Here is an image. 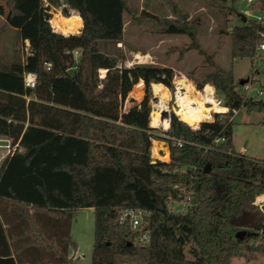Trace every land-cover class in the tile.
<instances>
[{"label":"trees","instance_id":"16d2710c","mask_svg":"<svg viewBox=\"0 0 264 264\" xmlns=\"http://www.w3.org/2000/svg\"><path fill=\"white\" fill-rule=\"evenodd\" d=\"M1 1L7 20L24 15L15 0ZM207 1L226 12L224 1ZM162 2L172 18L136 14L126 0H37L16 30L28 51L21 61L0 67V136L19 139L22 152L0 165V264H38L44 256L39 248L56 256L52 264H73L66 257L74 246L70 215L86 207L93 220L90 264H118L122 258L129 264H228L234 257L264 256V212L254 203L264 196V158L234 150L230 120L232 111L243 107L259 112L264 124V100L246 98L231 69L217 65L199 44L196 21L173 2ZM50 6L65 18L79 16V32H62L48 13ZM124 13L150 34L170 28L182 32L188 43L169 48L166 55L176 51L181 61L194 50L202 56L205 65L188 75L210 69L196 88L209 83L227 110L215 108L222 113L201 121L187 108L185 123L169 112L166 138L153 137L149 86L171 89L173 70L125 66L97 48L98 42H120ZM228 38L231 59H251L256 43H264V24L233 25ZM23 71L35 73L33 88L23 86ZM142 87L141 97L135 89ZM216 137L223 141L213 146ZM178 138L185 141L180 147L174 142ZM152 139L167 144V162L150 163ZM206 164L210 169L204 173ZM173 183L192 192L184 213L169 212L165 204ZM124 207L148 212L142 227L147 243L135 245V232L116 222ZM237 230L245 231L240 239L234 238ZM186 244L190 259L183 252ZM17 253L25 259L15 258Z\"/></svg>","mask_w":264,"mask_h":264},{"label":"rangeland","instance_id":"374dc122","mask_svg":"<svg viewBox=\"0 0 264 264\" xmlns=\"http://www.w3.org/2000/svg\"><path fill=\"white\" fill-rule=\"evenodd\" d=\"M16 1V0H15ZM130 8L136 11V14L143 15L147 18L156 19L159 16H166L172 18L173 14L169 10L167 4H164L162 0H126ZM173 2L181 13L186 14L189 20L196 21V34L197 39L201 47L209 54L213 55L214 62L225 70L231 69L233 80L244 79L245 81H250L251 90L248 95L250 99H261L264 100V50L256 53L255 59L256 63L252 62L253 58L242 57L231 59L229 56V38L228 32L233 25H239L243 22L240 21L238 16V9L245 8L242 0H235L229 2L224 1L227 10L221 13L213 9L207 0H169ZM16 1V6L19 9H24V13H28V8L26 3L19 0ZM37 5V0H33L31 8L34 9ZM4 6V7H3ZM0 3V9L4 8L7 12L6 6ZM59 8L50 6L48 13L53 17V14H57ZM70 11V10H69ZM24 14V15H25ZM2 15V14H0ZM7 15H2V18L6 22L0 21V26L4 25V28L0 32V67H4L13 61H21L28 51L27 45L20 41L17 37L15 30L7 31ZM21 16H16V20H19ZM15 20V21H16ZM188 43L187 37L180 31H175L172 28L168 29L162 33L150 34L144 31L143 27L136 26L130 21V17L127 14H123V34L120 42H98L97 48L117 61H121L125 66H133L136 64H151L147 62L163 63L167 67H171L173 70V75L177 76L184 75L188 78L191 83L195 86L196 83L200 82L206 72L210 69L200 68L197 69L192 75L188 73L194 68L201 67L205 65L202 56H200L196 51L189 50L184 53L182 60L178 61V53L176 51L171 52L166 55V51L171 47H181L182 45ZM76 55V53H74ZM254 56V54H253ZM252 56V57H253ZM159 66V65H158ZM162 66V65H161ZM102 69L97 70V74L101 78L104 74ZM103 72V73H102ZM173 79V77H172ZM181 79H185L181 77ZM187 80V79H186ZM209 84V83H208ZM149 86V104L150 110L151 105L155 104L158 96L154 94L152 88ZM142 97L144 88H136ZM243 95L241 88L238 89ZM254 90L260 91L259 94H255ZM172 95V88L169 89ZM216 97L222 100L221 95L218 91H214ZM159 97V101L166 103L169 100V93L162 94ZM172 99L168 102V109L174 115H177V108L171 110L173 106ZM122 109L126 108L122 105ZM196 111V116L201 119L199 111ZM159 112V109L156 112ZM224 112V111H223ZM186 113L184 111L183 115ZM221 113V112H220ZM152 113L150 115V118ZM260 113L257 111H246L245 108L240 107L232 114L231 120V137L234 150H238L242 147L244 150V155L254 158L262 159L264 158V124H261ZM162 121V120H161ZM160 121V122H161ZM202 121V120H201ZM156 124L151 126L149 121V126L154 129L151 131L153 137L166 138L164 133V127L161 125L158 119H156ZM160 139H152L153 142ZM151 142V147L152 143ZM158 149H164L163 144L157 143ZM166 149V148H165ZM167 150H165L166 153ZM164 151H160L159 154L163 156ZM150 160H158L167 162V160H161L158 158H153L150 148L149 154ZM255 202V199H254ZM259 205L264 207L261 203ZM6 212H8L10 203H6ZM258 207V206H257ZM259 208V207H258ZM264 212V210H262ZM12 214V213H11ZM11 216V215H10ZM249 221L248 218H244L243 222ZM92 209L91 208H81L74 210L70 215V228L69 235L74 243L73 248H70L69 254L66 257L72 261L73 264H90L91 255V244H92ZM27 238V237H25ZM49 240V237H47ZM59 247H61V242L57 238L55 242ZM137 245V244H135ZM190 244H186L183 247V252L186 258L190 259L189 254ZM40 254H44L43 257L40 256L38 264H52L56 261V256H51L45 249L39 248ZM47 252V253H44ZM30 257L29 254H26ZM25 259V254L23 256L21 253H17L15 258ZM23 259V260H24ZM128 263L122 258L118 264ZM23 264V263H22ZM30 264V263H24ZM129 264V263H128ZM228 264H264V256L255 255L253 257L241 258L234 257L230 260Z\"/></svg>","mask_w":264,"mask_h":264},{"label":"built area","instance_id":"2783aa9c","mask_svg":"<svg viewBox=\"0 0 264 264\" xmlns=\"http://www.w3.org/2000/svg\"><path fill=\"white\" fill-rule=\"evenodd\" d=\"M245 8L238 9L239 13L238 16L241 15L245 18V23L248 21H254L258 24H264V4L256 5V2L258 0H242ZM264 50V43L258 42L255 45L254 48V56L252 62L256 63L255 55L256 53ZM46 69L48 68V64H46ZM104 71V70H101ZM103 73V72H102ZM174 75L172 79V85H173V91L171 98L166 102V106H168V102L172 99L174 106L176 105L175 102V92L177 90V79L174 80ZM179 78L182 77V75L178 76ZM21 79L23 86L26 88H33L35 86V73L31 71H23L21 74ZM241 91L244 93V96L247 98L249 97L248 93L251 90V84L250 81H245L241 85ZM183 91L184 89H179ZM200 93V97L203 101V104L207 107H211L212 105H221L222 106V100L216 97V94L214 92L213 87L205 83L202 85V87L197 90ZM255 94H259L260 91L254 90ZM193 105V104H192ZM176 107V106H175ZM226 108V107H225ZM171 110L173 111V106H171ZM227 110V108H226ZM167 114L170 112L168 107L165 110ZM235 110L232 111L234 113ZM174 113V111H173ZM211 113H218L213 112ZM222 113V112H221ZM176 115V114H175ZM177 116V115H176ZM179 118V116H177ZM209 117V120L211 119ZM194 129V128H193ZM19 139L12 140L10 137L7 136H0V165L5 162L9 157H11L14 153H20L22 152V147L19 145L18 142ZM223 141L222 137H216L214 138L211 143L212 145H216L218 143H221ZM177 147L182 146V144L185 143L184 140L181 139H175L174 140ZM208 148V147H206ZM243 148H240L237 153L243 154ZM171 190L166 196L165 204L167 206V209L169 212L172 213H184L190 203L192 192L190 190H187L185 187L181 186L178 183L171 184ZM255 199V204L259 207V210H261V206ZM262 211V210H261ZM263 212V211H262ZM148 212L140 209V208H131V207H124L121 210L118 211L116 215V222L119 225H126L131 230L135 232L133 236V242L137 245H142L148 242V234L146 230H142V227L144 226V217L147 216ZM122 264H128V263H122Z\"/></svg>","mask_w":264,"mask_h":264},{"label":"bare ground","instance_id":"6f19581e","mask_svg":"<svg viewBox=\"0 0 264 264\" xmlns=\"http://www.w3.org/2000/svg\"><path fill=\"white\" fill-rule=\"evenodd\" d=\"M53 20L57 24L59 29L66 34H71L73 31L77 30L80 26V20L76 16L65 18V17H61L57 13V14H53ZM151 88H152L153 93L157 94L158 96H161L162 94L166 93V89H164V87L160 85L151 84ZM182 88L184 89L183 91L179 90ZM158 96L155 95L158 101L155 104L151 105L152 116L150 118V123H151L150 125L154 126V124L157 123L156 119H158L159 122L162 120L160 123L164 127V130H166L168 127V119L160 118V113L162 111H165L167 106H166V103H164L163 101H159ZM175 102H176V105H175L176 107L174 108H177V116H179V119L182 120L183 122L184 120L181 118L184 117L183 113L187 108H193L199 111L202 121L209 120L210 112L212 110L213 112L217 111L215 108H223L226 111V108L221 105L214 104L211 107L205 106L200 97V93L191 85L190 82H186L181 79L177 80V90L175 92ZM158 109H159V112L158 111L156 112V110ZM217 112L220 113V111H217ZM161 150L165 152L164 149L157 148L156 142L152 143L151 153H152L153 158L166 160V158H164L163 156L159 154ZM261 204L264 205V203H261Z\"/></svg>","mask_w":264,"mask_h":264},{"label":"crops","instance_id":"0c3cea01","mask_svg":"<svg viewBox=\"0 0 264 264\" xmlns=\"http://www.w3.org/2000/svg\"><path fill=\"white\" fill-rule=\"evenodd\" d=\"M16 1H18L19 2V0H16ZM22 2H24V3H26V5H27V8H28V13L27 14H25L24 13V9H21L22 10V12H23V14H25V15H23V16H21L20 18H19V20H16L15 18H13V19H11V20H9V22H7V27H6V29H7V31H12V30H15V32H16V30L20 27V24L22 23V21L30 14V12L33 10L32 8H31V5H32V2H33V0H21ZM17 2V3H18ZM0 3L2 4V6H3V2L0 0ZM4 7V6H3ZM56 13H58L61 17H64V16H62V14L60 13V11L59 10H57V12ZM72 13H74V14H76V12L74 11V10H71L70 11V15L72 14ZM0 14H2V15H7V12L5 11V9L4 8H1L0 9ZM2 15H0V21L1 22H6V20H4L3 18H2ZM79 17V16H78ZM77 17V18H78ZM69 18V17H68ZM79 20H80V26H79V28L77 29V30H75V31H73L71 34H73V33H78L79 32V29L81 28V19L80 18H78ZM16 20V21H15ZM67 36V35H66ZM24 43L25 44H27L26 43V41H24ZM147 63H151V64H154L155 62H147ZM155 65H159V66H165L163 63H157V64H155ZM174 80H178V79H181V78H179L176 74H174ZM182 77L183 78H185V79H181V80H183V81H186V82H190L191 83V81L188 79V78H186L184 75H182ZM187 79V80H186ZM191 85L195 88V86L191 83ZM163 87V86H162ZM151 88V87H150ZM165 89V88H164ZM166 93H169V97L171 98V92L168 90V89H166ZM141 98V97H140ZM169 98V99H170ZM175 106L173 105V108H174ZM217 112V111H216ZM202 120V119H201ZM156 141V143H159V144H163V146L166 148H164V150H167L166 151V153L165 152H163V157L164 158H169V154H168V148H167V144L164 142V141H162V140H155ZM234 148V147H233ZM242 148V147H241ZM243 153H244V151H243ZM166 159V160H167ZM33 211V209H30V213ZM71 238V237H70ZM72 240V239H71ZM74 244V243H73ZM70 248H73V247H69L68 249H67V254H69V250H70ZM72 257V262H73V257H74V255H72L71 256Z\"/></svg>","mask_w":264,"mask_h":264},{"label":"water","instance_id":"95a60500","mask_svg":"<svg viewBox=\"0 0 264 264\" xmlns=\"http://www.w3.org/2000/svg\"><path fill=\"white\" fill-rule=\"evenodd\" d=\"M239 18H240V21H241V22H244V21H245V18H244L243 16L239 15ZM244 82H245L244 79H240V80H238V83H239L240 85H242ZM160 118H167V119H168V114H167V112H166V111H162V112L160 113ZM181 121H182V120H181ZM184 123H185V122H184ZM188 126H189V125H188ZM153 162H154V159L150 160V163H153ZM209 169H210L209 165L206 164V165L204 166V168H203L202 171H203L204 173H206V172L209 171ZM244 234H245V231H244V230H237V231L234 233V238H235V239H240Z\"/></svg>","mask_w":264,"mask_h":264},{"label":"clouds","instance_id":"9594fccd","mask_svg":"<svg viewBox=\"0 0 264 264\" xmlns=\"http://www.w3.org/2000/svg\"><path fill=\"white\" fill-rule=\"evenodd\" d=\"M258 203H264V196H260L257 198ZM261 210H264V207L261 208Z\"/></svg>","mask_w":264,"mask_h":264}]
</instances>
